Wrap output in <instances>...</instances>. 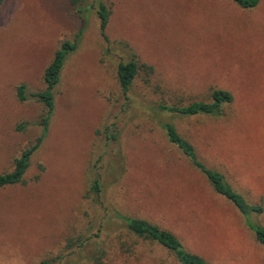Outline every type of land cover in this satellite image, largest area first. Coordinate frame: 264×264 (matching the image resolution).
<instances>
[{"label": "rangeland", "instance_id": "374dc122", "mask_svg": "<svg viewBox=\"0 0 264 264\" xmlns=\"http://www.w3.org/2000/svg\"><path fill=\"white\" fill-rule=\"evenodd\" d=\"M98 1L109 11L104 36ZM74 39L24 181L0 186V264H180L126 234L117 215L170 230L209 264H264L243 217L161 128L172 123L207 167L264 208V0L250 9L230 0H3L0 174L41 133L43 105L18 100L16 87L42 90L54 51ZM132 55L152 70L123 91L116 66ZM213 88L232 95L219 116L158 109L209 101ZM250 218L264 226V210Z\"/></svg>", "mask_w": 264, "mask_h": 264}, {"label": "trees", "instance_id": "16d2710c", "mask_svg": "<svg viewBox=\"0 0 264 264\" xmlns=\"http://www.w3.org/2000/svg\"><path fill=\"white\" fill-rule=\"evenodd\" d=\"M244 9H250L257 5L259 0H230ZM3 0H0V4ZM96 13L99 19L100 32L104 36V30L107 24L109 11L103 2L98 1ZM78 36V35H77ZM77 39L73 41L63 40L59 47L54 51L50 62L43 69L42 81L44 88L37 92L27 93L24 84H19L16 87V96L20 101H25L29 98L35 99L44 107V112L39 116L37 123L41 126V133L34 142L24 147L19 155L14 158L12 168L9 171L0 174V186L6 184H15L24 181V175L29 167L30 158L37 150L46 136L49 120L54 109V88L60 79V72L67 55L74 50ZM146 68L152 70L150 66L139 63L137 58L132 57L127 61H119L116 66V75L118 83L123 91H128L133 84L137 74L141 69ZM232 101V95L229 91L213 88L210 92L209 101H192L185 105H167L161 104L158 106L160 111H167L183 117L196 115H211L219 116L222 113V106ZM22 126H20L21 128ZM161 128L164 130L167 140L178 148L182 154L188 159L190 164L196 168L207 179L213 190L220 196L229 201L243 217L245 225L253 232L256 241L264 249V226L255 223L251 220L250 214H261L264 210L262 203L250 204L242 194L237 192L226 180L225 176L214 169L207 167L197 156L193 145L182 137L176 130L175 126L170 122L161 123ZM114 136V135H111ZM98 180H94L92 188L95 191L99 190ZM263 200V198H261ZM122 221L126 234L133 237L135 240H147L155 242L173 254L180 264H209L202 256L188 251L182 244L179 237L173 232L165 228H161L151 221L139 218L117 215ZM136 242V241H133ZM125 245V246H124ZM128 243H123L122 250L127 253L129 251ZM97 264L102 263V256L97 257ZM39 264H50L49 260H41Z\"/></svg>", "mask_w": 264, "mask_h": 264}]
</instances>
